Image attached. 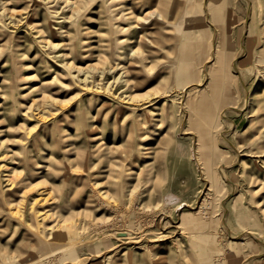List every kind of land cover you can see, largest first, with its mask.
Returning <instances> with one entry per match:
<instances>
[{"label": "rangeland", "instance_id": "374dc122", "mask_svg": "<svg viewBox=\"0 0 264 264\" xmlns=\"http://www.w3.org/2000/svg\"><path fill=\"white\" fill-rule=\"evenodd\" d=\"M262 19L0 0V264H264Z\"/></svg>", "mask_w": 264, "mask_h": 264}, {"label": "bare ground", "instance_id": "6f19581e", "mask_svg": "<svg viewBox=\"0 0 264 264\" xmlns=\"http://www.w3.org/2000/svg\"><path fill=\"white\" fill-rule=\"evenodd\" d=\"M118 1V0H117ZM176 14H177V11L176 12H174V17H176ZM160 17H162V14L160 15ZM162 20L165 22V24H167V23H169V19H168V17H166V16H164L163 18H162ZM260 20V19H259ZM224 30H227V28H228V26H227V23H224ZM155 28V27H154ZM262 28H263V35H264V20L262 19ZM245 30V29H244ZM244 37V36H243ZM217 38V37H216ZM214 40H216V39H214ZM213 40V41H214ZM243 40V39H242ZM212 41V42H213ZM212 45H213V43H212ZM244 46V45H243ZM55 47H57L56 45H55ZM257 47V46H256ZM220 55L218 54V57H217V59H218V62L220 61V57H219ZM251 59V58H250ZM262 62L264 63V59L262 60ZM67 68H70V65H67ZM184 68H186V70H188L189 69V67L188 66H185ZM80 70H81V68H80ZM85 70V69H84ZM87 78L88 77H86L85 78V80H87ZM182 79H183V81L184 82H187V80H188V77H186V76H184V77H182ZM220 84H217V86H219ZM197 90V88H194L193 90ZM195 90V91H196ZM264 94H262V93H255V95L253 96V101H255V102H257V103H259V102H261V101H263L264 100ZM38 101V100H37ZM247 105V104H246ZM40 107H42V106H40ZM262 111V110H261ZM213 186V185H212ZM62 230H63V232H61V237H63V238H68L69 236H71V235H73L75 232H74V229H73V227H70V226H63L62 227ZM136 236V235H135ZM136 237H138V236H136ZM130 238V237H129ZM133 240V239H132ZM123 244H125V243H123ZM68 247V245L66 246V247H64V248H67ZM71 247V246H70ZM32 262H30V261H25V262H23V263H19V264H31Z\"/></svg>", "mask_w": 264, "mask_h": 264}]
</instances>
